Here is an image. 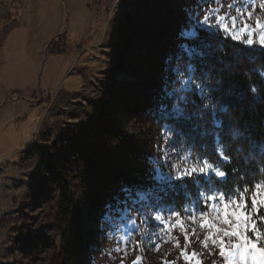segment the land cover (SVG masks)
Wrapping results in <instances>:
<instances>
[{
	"label": "rangeland",
	"instance_id": "1",
	"mask_svg": "<svg viewBox=\"0 0 264 264\" xmlns=\"http://www.w3.org/2000/svg\"><path fill=\"white\" fill-rule=\"evenodd\" d=\"M230 2L15 3L14 13L19 10L24 25L10 30L5 51L11 52L10 65L20 62V75L4 80L17 89L32 90L22 94L35 103L38 116L28 127L29 141L24 126L9 120L5 127L3 151L9 157L0 166V264H133L138 256L139 264H164L165 260L184 264L177 259L180 250L172 241L154 251L153 236L151 242L142 244V251L135 247V240H148L147 225L129 236L124 225L117 230L104 215L120 186L137 182L152 166L153 158H160L167 173L168 164L178 162V154L185 155L186 138L168 151L161 128L165 122H157L150 109L163 76L171 75L165 59L177 54L178 33L189 10L195 8L202 18L209 8L219 6L224 14ZM256 14L264 16L259 9ZM59 36V43L66 41L69 49L73 45L77 58L70 50L56 54L48 48ZM218 39L230 41L233 51L244 47L222 33L214 37V41ZM16 52L20 53L16 56ZM194 58L183 54L179 66L187 73L191 60L195 76L207 87L202 97L194 89L181 107L192 127L203 129L216 106L209 99L213 97L209 90L217 88L218 75L197 69ZM251 59L255 72H264L261 59ZM177 63L173 59L172 67ZM211 141L212 136L207 135L201 143L210 145ZM203 150L191 149L193 154ZM166 151L168 160L163 159ZM60 177L78 209L76 219L60 212ZM188 197L190 202L194 194L188 193ZM179 199L183 203L177 204L187 206L183 194ZM172 234L183 248L179 229ZM192 249L202 251L198 241L189 251ZM202 259L203 264H212L218 256L204 251Z\"/></svg>",
	"mask_w": 264,
	"mask_h": 264
},
{
	"label": "snow or ice",
	"instance_id": "2",
	"mask_svg": "<svg viewBox=\"0 0 264 264\" xmlns=\"http://www.w3.org/2000/svg\"><path fill=\"white\" fill-rule=\"evenodd\" d=\"M200 2L197 0V4ZM227 8L224 14H220L219 6L209 8L202 18L195 8L189 10L178 33L177 54L165 59L171 75L163 76L150 109L157 122H165L161 128L168 151L186 138L185 155L178 154V162L168 164L167 173L162 170L160 158H153L152 166L144 170L137 182L120 186L104 215L113 228L120 230L124 225L129 236L140 231L141 225H147L148 240H135V247L142 251V244L151 242L153 236L156 237L152 242L154 251L172 241L173 247L180 250L177 259H182L184 264H203L204 251L218 256L212 264H264V146L261 143L250 145L262 167L256 168L255 162L250 161L248 168L241 163L233 173L228 167L234 159L229 149L234 139L239 140L244 120L241 117L234 122L229 117L227 122H222L219 118L234 114L240 104L253 101L254 93H264V72L259 73L260 83L254 88L235 92L221 89L223 95L210 89L213 97L209 99L216 106L210 110V119L203 129L193 128L181 107L194 89H198L202 97L207 85L195 76L191 60L187 73L182 71L179 60L185 53L194 57L197 48L209 37L222 33L225 39L244 46L234 51L233 60L257 56L264 66V16L256 14L257 9L264 13V0H232ZM173 59L178 62L174 68ZM240 93L242 99L238 98ZM215 96H220L218 103ZM226 133L228 143H225ZM207 135L212 136L210 145L201 143ZM192 147L204 150L193 154ZM163 159H169L167 151ZM188 193L194 194L190 202ZM181 194L187 206L176 203ZM133 211L137 213L135 217L131 215ZM175 229H179L184 238L183 248L179 238L172 234ZM197 241L202 251H189ZM140 260L138 256L133 264H139ZM164 264H176V261L165 260Z\"/></svg>",
	"mask_w": 264,
	"mask_h": 264
},
{
	"label": "trees",
	"instance_id": "3",
	"mask_svg": "<svg viewBox=\"0 0 264 264\" xmlns=\"http://www.w3.org/2000/svg\"><path fill=\"white\" fill-rule=\"evenodd\" d=\"M61 36V35H60ZM60 36L52 40L49 43L48 48H52V51L56 54H65L67 49V43H59ZM63 38V36L61 37ZM224 41L218 39V42L214 41V37H209L206 41L202 42L201 46L197 48L194 63L197 69H207L211 73L218 75V84L215 89L217 93H221V89H226L230 92H235L237 89L247 90L259 85V74L253 69L254 65L251 63L250 58H237L233 57V44L230 41ZM60 44L58 49L56 46ZM257 57V56H256ZM261 59L260 57H257ZM255 99L250 103L240 104L236 113H229L228 115H221L219 118L222 122H227L230 117L232 121H237L243 117L244 123L240 128L241 136L239 140L234 139L231 142L229 152L234 156L231 164L228 167L233 173L237 172L243 163L244 168H248L250 161L255 162L256 168L262 167L258 162L257 155H253L250 150V145L253 143H261L264 146V99L262 95L264 93H254ZM238 98L242 99L243 94L240 93ZM218 103L220 96L214 97ZM247 138V142H245ZM227 133L225 134V143H228ZM242 145V148L240 147ZM248 157V159H246ZM264 158V157H262ZM243 175V172H240ZM60 212L62 215H68L76 219L78 215V209L72 199L70 191L65 183L63 177H60ZM176 202L183 203L182 199Z\"/></svg>",
	"mask_w": 264,
	"mask_h": 264
},
{
	"label": "crops",
	"instance_id": "4",
	"mask_svg": "<svg viewBox=\"0 0 264 264\" xmlns=\"http://www.w3.org/2000/svg\"><path fill=\"white\" fill-rule=\"evenodd\" d=\"M22 1L23 0H0V166L7 157H9L8 154L4 155L5 152L3 151V146L5 144L4 132L6 130L5 127L10 123L9 120H12L16 125L24 126L27 141H29L31 129L28 130V127L38 116L35 103L33 104L31 99L25 97V95L30 94L28 91L32 92V90L26 88L17 89L14 86H10L8 80H4L5 77L11 75H20V62L10 65L9 57L11 52L5 50L10 30H12V28H21L24 25L23 17L19 18L20 15L17 8L14 13L15 3H22ZM15 16L17 20L14 21L13 18ZM69 47L70 49L67 46L66 53L70 50V53L73 54L74 52L77 58L78 53L73 48V45ZM18 53L20 52H16L15 55L17 56ZM22 147L24 149L26 146Z\"/></svg>",
	"mask_w": 264,
	"mask_h": 264
}]
</instances>
